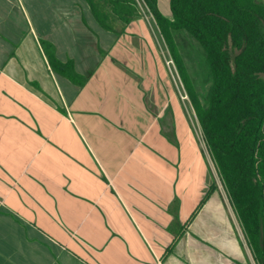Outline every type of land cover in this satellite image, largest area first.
Returning <instances> with one entry per match:
<instances>
[{"label": "crops", "instance_id": "0c3cea01", "mask_svg": "<svg viewBox=\"0 0 264 264\" xmlns=\"http://www.w3.org/2000/svg\"><path fill=\"white\" fill-rule=\"evenodd\" d=\"M135 23L0 0V264H256L196 113L201 138L160 66L118 65Z\"/></svg>", "mask_w": 264, "mask_h": 264}, {"label": "trees", "instance_id": "16d2710c", "mask_svg": "<svg viewBox=\"0 0 264 264\" xmlns=\"http://www.w3.org/2000/svg\"><path fill=\"white\" fill-rule=\"evenodd\" d=\"M100 25L122 34L142 8L169 50L256 264H264V4L258 0H171L172 20L158 0H87ZM119 24L120 29L116 28ZM201 46L212 85L202 104L179 52L175 32ZM51 66L75 83L73 65L43 42Z\"/></svg>", "mask_w": 264, "mask_h": 264}, {"label": "rangeland", "instance_id": "374dc122", "mask_svg": "<svg viewBox=\"0 0 264 264\" xmlns=\"http://www.w3.org/2000/svg\"><path fill=\"white\" fill-rule=\"evenodd\" d=\"M264 3V0H260ZM143 17L136 19L135 27H130L129 35L130 48L128 50V60L119 63V66H160V75L162 86L160 89L167 90L170 94L174 92L178 104L182 110L191 115L193 123V131L201 138V129L195 116V109L191 98L188 96L182 79L177 71L176 66L169 64L171 56L169 50L156 26L151 14L143 7ZM120 25L116 24V28L120 29ZM175 40L185 63L187 72L191 82L196 90L197 97L202 104H206L207 96L212 85V76L210 68L206 62L204 52L197 41H195L186 31L175 32ZM136 60L134 59V57ZM148 59H145L146 56ZM133 58H132V57ZM156 68V67H155ZM157 73V71L155 72ZM165 79V80H163ZM172 89V92H171ZM170 107L171 103H170ZM172 109V108H170ZM201 140V139H200Z\"/></svg>", "mask_w": 264, "mask_h": 264}, {"label": "built area", "instance_id": "2783aa9c", "mask_svg": "<svg viewBox=\"0 0 264 264\" xmlns=\"http://www.w3.org/2000/svg\"><path fill=\"white\" fill-rule=\"evenodd\" d=\"M169 64H173V66L175 67L174 61L171 58V61H169Z\"/></svg>", "mask_w": 264, "mask_h": 264}]
</instances>
